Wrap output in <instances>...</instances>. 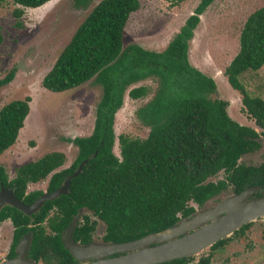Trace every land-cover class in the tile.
<instances>
[{"label":"trees","instance_id":"trees-1","mask_svg":"<svg viewBox=\"0 0 264 264\" xmlns=\"http://www.w3.org/2000/svg\"><path fill=\"white\" fill-rule=\"evenodd\" d=\"M11 1L17 5L11 11L15 25L21 27L19 19L24 8L39 7L49 0ZM86 1L74 3L85 5ZM165 1L174 6L183 0ZM212 1L199 0L165 47L152 51L137 44L122 48L123 28L129 14L139 7L138 0H98L40 79L41 87L51 92H61L90 79L100 85L91 132L65 139L76 147L75 157L66 167L55 170L63 164L64 155L51 151L16 166L15 176L7 182L0 165V187H12L17 200L30 204L42 192L35 190L24 195L27 182H37L48 175L45 192H52L85 160L79 172L70 178L67 191L43 201L35 210L36 221L41 222L45 209L54 204L61 214L62 227L82 208L104 225L102 241L122 243L172 226L178 214L182 217L193 211L189 201L200 205L227 188L238 194L245 188L263 185L264 164L257 168L238 162L242 154L258 147V133L228 116L226 100L209 97L216 91L213 79L187 61V42L199 15ZM263 64L264 5L245 18L237 52L222 71L229 86L240 94L241 110L262 134L264 99L250 96L238 77ZM151 76L157 80V89L135 111L148 127L147 135L139 139L118 134V157L112 152L114 113L122 103L126 87ZM12 77L11 69L0 79V86ZM146 90L143 85L133 86L127 90V96L138 99ZM29 100L25 96L0 107V153L15 142L27 116ZM219 171L224 174L222 178L207 180ZM2 207L0 218L9 214L3 213ZM9 215L18 236L22 230L18 232L17 220L23 215L17 211ZM93 222L89 224L84 217L75 228V239L87 241ZM52 246L71 258L57 235L50 241L41 232L33 234L30 251L47 253ZM189 257L161 264H186Z\"/></svg>","mask_w":264,"mask_h":264},{"label":"rangeland","instance_id":"rangeland-1","mask_svg":"<svg viewBox=\"0 0 264 264\" xmlns=\"http://www.w3.org/2000/svg\"><path fill=\"white\" fill-rule=\"evenodd\" d=\"M97 1L87 0L85 5H81L75 4L74 0H49L39 7L24 8L19 19L21 27L15 25L16 20L11 14L17 5L11 0L0 2V79L9 70H13L12 79L0 86V107L13 99H22L25 96L30 98L27 116L18 130L15 142L0 153V165L5 172H10L19 164L33 161L51 151L64 155L63 164L55 170L66 167L75 157L76 148L65 139L83 136L90 131L94 108L101 95L100 85L90 79L76 87L51 92L41 87L40 79L48 71L76 26ZM138 1L139 7L129 14L124 25L122 48L128 44H137L148 50L160 51L178 31L199 0H183L174 6L165 0ZM262 5L264 0H213L200 14L192 37L187 42L188 63L211 77L215 83L216 91L209 97L226 100L228 116L233 120L245 122L256 130L259 128L241 110L240 94L229 86L222 71L237 52L238 35L245 18ZM238 80L250 96L264 99V64L257 70L244 71ZM139 85L147 87L145 95L138 99L129 98L127 90ZM156 89L157 80L151 76L134 82L124 90V104L115 114L116 122L113 128L115 140L112 152L116 156L119 157L116 140L118 134L139 139L147 135L148 127L136 117L135 111L153 96ZM255 158V155H251L245 159L239 158L238 162L250 164L255 162ZM223 175L222 171H219L207 180L214 181ZM42 181L33 182L32 185L42 187L45 183ZM253 191L245 190L239 196L225 192L197 209L188 218L180 219L171 227L168 235L143 239L124 247L121 252L150 246L189 232L213 216L221 214L225 204L233 205L250 198ZM220 206L222 207L219 209ZM83 211L86 210L78 211L74 222L80 218ZM253 223L254 228H259L256 233L263 234L264 230L260 225H264V217ZM6 230L3 240L8 237V229ZM94 236L95 239L91 243L81 246L88 248L87 254L77 256L76 260L85 261L104 254L98 250L104 243L98 239L96 233ZM241 245L239 242L238 246Z\"/></svg>","mask_w":264,"mask_h":264},{"label":"flooded vegetation","instance_id":"flooded-vegetation-1","mask_svg":"<svg viewBox=\"0 0 264 264\" xmlns=\"http://www.w3.org/2000/svg\"><path fill=\"white\" fill-rule=\"evenodd\" d=\"M123 104L121 103V105L118 107V109L114 113L112 129L114 128V123L116 122L115 114L117 111L120 110L119 109L120 107L122 109ZM92 125H93V122H92ZM255 131L258 133L256 137L258 147L253 151H249V152L242 154V156L240 157L241 159H245L246 157L255 155L256 156L255 162L249 164L247 162L241 163L240 161L239 163L245 166H254L258 168L262 164H264V140L262 141V137H264V134L261 133L260 128L259 130L255 129ZM114 140H115V135H114ZM69 143L73 145L71 142ZM5 175H6V181L10 182L15 176V169L10 172H5ZM47 179L48 177L47 178L45 177L43 179V181L45 182L44 185L38 188L32 185L33 182H27L24 187V195L29 194L30 192H33L35 190H40L41 192L46 191ZM3 187H5L8 190H11V192L13 193L12 187L10 186H3ZM251 188L254 191L250 198H256V197L259 198V197L264 196V184L263 185L258 184ZM225 192L236 194V193H233L231 189L227 188L226 190L221 191L216 196H213L205 200L200 205L192 201H189L188 204L192 206L193 211L189 213L188 215L182 216V217H180L178 214V217H179L178 220L172 226L166 229L173 227L180 219L188 218L189 216L194 214L197 209L202 208L207 202L215 200L216 198H218L221 194ZM2 208H3L2 209L3 213L7 212L9 214H12L15 211H17L21 213L23 216L17 220V224H19L18 232L22 230L18 234V236H15L16 229L12 222V219L10 218V215L8 214L7 216L0 218V262L15 259L17 257H22L26 261L29 260L33 263H38V264H79L83 262H91L94 260V259H88L85 261H78L76 260V258L72 256L69 249L64 246L61 240V234L64 232L65 227L67 226V224L70 222L71 219H69L61 227L60 226L61 223L59 222L60 212L58 211V209L56 208L54 204L51 205V207H47L45 209L44 211L45 215L41 222L36 221V217L34 216V213H36V211L30 214H25L11 205H3ZM81 209L82 208H79L78 210H81ZM84 217H87L89 224H91L92 221H94L93 227L91 231L89 232V239L87 241H82V239H75L76 233H78V232H75V228L82 224ZM263 217L264 215H261L259 217H256L252 221H249V222H246L240 225L237 229L233 230L227 237H224L222 239L215 241L208 247H205L204 249L190 256L186 264H246L247 262H248L247 264H264V248H263L264 247V233L258 235L256 232L259 231V228H256V227L254 228L255 224L253 223L255 220H258L260 218L262 219ZM211 220L212 218L204 224L210 223ZM100 222L101 221L97 220L89 211L87 210L83 211L80 218L74 223L73 227L71 228V231L68 233V236L70 239L73 240V242L76 245H79V246H85L91 243L95 239V236H94L95 233L99 237L98 239L102 243H109V242H104L101 239V236L104 232V225ZM260 226H261V229L264 230V225H260ZM199 227L200 226L196 227L195 229L190 230L189 232L196 230ZM6 229H8V237H6V240H3V238L5 239V234L3 233H5L4 231ZM39 232L45 234L49 238L50 241L55 240V236L57 235L61 245L65 248L66 252L71 258H68L66 254L60 251L56 246H52L53 248H50L49 252L47 253H44L42 250L30 251V243L32 241L33 234L39 233ZM180 236L181 235H178L177 237H180ZM239 242L242 244L241 247L238 246ZM2 243L4 244L2 245ZM156 244L157 243L152 244V245H156ZM196 254L197 256H195ZM115 255H118V253H114L106 257L115 256ZM254 255L256 256V258H254ZM164 262H167V261H164ZM161 263L163 262L156 263V264H161Z\"/></svg>","mask_w":264,"mask_h":264},{"label":"water","instance_id":"water-1","mask_svg":"<svg viewBox=\"0 0 264 264\" xmlns=\"http://www.w3.org/2000/svg\"><path fill=\"white\" fill-rule=\"evenodd\" d=\"M85 160L81 161L75 171L68 176L64 177L61 184L55 188L52 192H42V194L36 198L30 204H23L17 200L11 190L4 187H0V207L4 204H8L18 209L19 211L30 214L34 212L42 204L43 201L51 200L57 197L59 194H64L69 186V180L75 176L81 165ZM252 189L246 188L234 196L241 195L245 190ZM222 206L219 207V209ZM224 210L221 215L213 216L212 220L208 224L200 225V227L191 232H186L180 237H174L167 239L163 242H159L156 245H146L143 247H137L131 251L121 252V250L133 243H138L143 239L160 238L163 235H168L171 228L165 229L158 233H152L143 236L136 240H130L122 243H104L99 247V251L104 253L99 257H95L91 262H83L79 264H156L164 261H170L181 257H189L197 253L198 251L208 247L215 241L227 237L233 230L237 229L240 225L252 221L256 217L264 215V196L245 199L242 202H236L233 205L227 203L224 206ZM65 227L64 232L61 234V240L65 247L69 249L72 256L85 255L88 252V248L76 245L69 238L68 233L74 225V217ZM163 233V234H162ZM160 234V236H155ZM86 246V245H85ZM118 253V255L106 257ZM0 264H38L29 260H25L22 257L15 259L2 261Z\"/></svg>","mask_w":264,"mask_h":264},{"label":"crops","instance_id":"crops-1","mask_svg":"<svg viewBox=\"0 0 264 264\" xmlns=\"http://www.w3.org/2000/svg\"><path fill=\"white\" fill-rule=\"evenodd\" d=\"M125 27V26H124ZM124 29V28H123ZM124 31V30H123ZM137 82V81H136ZM133 84V83H132ZM131 85V84H130ZM126 94H127V92H126ZM126 97V96H125ZM235 120V119H234ZM236 122H238L239 124H242V125H249V124H247V123H245V122H240V120H235ZM250 123H251V121H250ZM91 129H92V126H91ZM91 129H90V131L89 132H87V134H83V136H85V135H88L90 132H91Z\"/></svg>","mask_w":264,"mask_h":264},{"label":"bare ground","instance_id":"bare-ground-1","mask_svg":"<svg viewBox=\"0 0 264 264\" xmlns=\"http://www.w3.org/2000/svg\"><path fill=\"white\" fill-rule=\"evenodd\" d=\"M163 234V233H162ZM155 236H160V234H157V235H155Z\"/></svg>","mask_w":264,"mask_h":264}]
</instances>
